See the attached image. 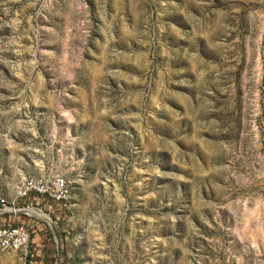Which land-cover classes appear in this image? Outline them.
I'll return each instance as SVG.
<instances>
[{"label":"rangeland","instance_id":"374dc122","mask_svg":"<svg viewBox=\"0 0 264 264\" xmlns=\"http://www.w3.org/2000/svg\"><path fill=\"white\" fill-rule=\"evenodd\" d=\"M45 173L0 264H264V0H0V194Z\"/></svg>","mask_w":264,"mask_h":264},{"label":"built area","instance_id":"2783aa9c","mask_svg":"<svg viewBox=\"0 0 264 264\" xmlns=\"http://www.w3.org/2000/svg\"><path fill=\"white\" fill-rule=\"evenodd\" d=\"M71 200L70 185L64 176L55 173L26 177L12 203L0 194V250L26 251L31 244L33 226L12 220L21 213L19 206L29 208L31 205L30 208L43 212L41 208L45 203L69 208ZM4 217L9 219L1 221Z\"/></svg>","mask_w":264,"mask_h":264},{"label":"bare ground","instance_id":"6f19581e","mask_svg":"<svg viewBox=\"0 0 264 264\" xmlns=\"http://www.w3.org/2000/svg\"><path fill=\"white\" fill-rule=\"evenodd\" d=\"M33 209V208H32ZM33 210H35V209H33ZM21 212H24V213H27V214H29L30 215V213H28V212H26L25 210H21ZM36 212V213H35ZM35 212L34 211H31V213H34L35 215H37V216H39V217H42V218H46L42 213H37V212H39V211H37V210H35Z\"/></svg>","mask_w":264,"mask_h":264}]
</instances>
